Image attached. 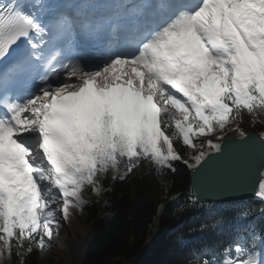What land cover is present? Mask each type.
Listing matches in <instances>:
<instances>
[{
    "label": "snow or ice",
    "instance_id": "snow-or-ice-1",
    "mask_svg": "<svg viewBox=\"0 0 264 264\" xmlns=\"http://www.w3.org/2000/svg\"><path fill=\"white\" fill-rule=\"evenodd\" d=\"M245 117L264 124V0H0V257L42 254L107 179H166L174 140L203 168ZM196 264H264V224Z\"/></svg>",
    "mask_w": 264,
    "mask_h": 264
},
{
    "label": "trees",
    "instance_id": "trees-1",
    "mask_svg": "<svg viewBox=\"0 0 264 264\" xmlns=\"http://www.w3.org/2000/svg\"><path fill=\"white\" fill-rule=\"evenodd\" d=\"M242 124L247 131L264 128V124L250 125L247 117ZM179 144L177 147L185 157L189 149ZM175 169V172H166L163 180L148 169L138 170L125 180L107 179L105 198L94 197L89 192L87 213L88 219L94 220V237L84 264H196L197 254L202 250L230 243L238 230L246 226L264 224V213L259 211L239 221L234 219L237 213L250 207H264L261 199L233 204H193L187 194L191 190L189 166L179 161ZM180 192L185 195L178 205L168 206L161 218L160 245L153 252L145 251L141 255L148 236L154 235L151 227L162 207ZM105 199L108 205H104ZM105 209L110 210L111 215L105 216ZM212 225L216 226L210 227ZM22 256L24 264H40L44 251ZM13 261L20 264L18 257L13 256Z\"/></svg>",
    "mask_w": 264,
    "mask_h": 264
},
{
    "label": "water",
    "instance_id": "water-1",
    "mask_svg": "<svg viewBox=\"0 0 264 264\" xmlns=\"http://www.w3.org/2000/svg\"><path fill=\"white\" fill-rule=\"evenodd\" d=\"M221 148L223 154L209 152L208 163L192 170L197 197L221 201L253 198L256 181L264 170V139L257 131L242 137H226Z\"/></svg>",
    "mask_w": 264,
    "mask_h": 264
},
{
    "label": "rangeland",
    "instance_id": "rangeland-1",
    "mask_svg": "<svg viewBox=\"0 0 264 264\" xmlns=\"http://www.w3.org/2000/svg\"><path fill=\"white\" fill-rule=\"evenodd\" d=\"M230 136L238 135L239 133L232 130L235 125H230ZM240 128L244 132L245 127L240 123ZM228 132V131H227ZM215 141V136H213ZM177 141V140H174ZM181 146H183L181 144ZM208 151L206 146L204 148L197 147L195 150L189 149V155H195L197 151ZM188 163H193L188 160ZM100 195H103L102 193ZM86 205V204H85ZM85 205L81 211L84 219H80L73 213L67 222L61 221V227L58 235H54L50 246L45 249L44 260L40 264H83L88 246L93 238L92 230L87 225V213ZM110 214L109 210H106ZM90 229V230H89ZM155 232L157 231L154 227ZM157 242V240H156ZM156 245H154L155 247ZM151 249V245L148 247Z\"/></svg>",
    "mask_w": 264,
    "mask_h": 264
},
{
    "label": "bare ground",
    "instance_id": "bare-ground-1",
    "mask_svg": "<svg viewBox=\"0 0 264 264\" xmlns=\"http://www.w3.org/2000/svg\"><path fill=\"white\" fill-rule=\"evenodd\" d=\"M229 130H230V128L228 129V132H227V134L225 135V137H227V138H231V137H233V135L230 136V134H229L230 131H229Z\"/></svg>",
    "mask_w": 264,
    "mask_h": 264
}]
</instances>
